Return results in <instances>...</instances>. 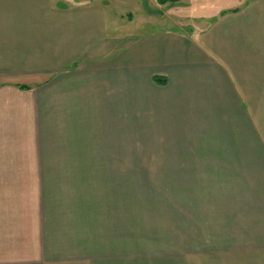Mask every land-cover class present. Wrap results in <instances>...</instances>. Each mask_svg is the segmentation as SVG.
<instances>
[{
	"label": "crops",
	"instance_id": "1",
	"mask_svg": "<svg viewBox=\"0 0 264 264\" xmlns=\"http://www.w3.org/2000/svg\"><path fill=\"white\" fill-rule=\"evenodd\" d=\"M204 7L0 0V264H264V0Z\"/></svg>",
	"mask_w": 264,
	"mask_h": 264
},
{
	"label": "rangeland",
	"instance_id": "2",
	"mask_svg": "<svg viewBox=\"0 0 264 264\" xmlns=\"http://www.w3.org/2000/svg\"><path fill=\"white\" fill-rule=\"evenodd\" d=\"M67 3H85L87 1L91 2H99L104 6L105 12L108 17L109 21V27H112L110 24V18L112 20L114 19L116 21H124V20H131L133 17V23L132 25L126 29L127 31H133V30H147V17L151 18H157L159 15L153 14L151 15L149 11H155V8H159L162 10H166L168 13V16L170 18L171 15L178 19L182 15H188L190 13H200L199 10L204 7V4L207 5V8L211 10L212 7L215 8V12H218L221 9H231L235 7H239L240 4L245 2L246 0H180V7L181 9L177 10V6L175 9V5H167L166 3L170 2H176L174 1H168L164 4L154 3L151 4L150 0H63ZM187 3V6H184V4ZM192 5V6H191ZM163 6V7H161ZM174 6V7H173ZM188 7L186 9L183 8ZM191 6V7H190ZM212 6V7H211ZM190 7V8H189ZM171 8V9H170ZM205 8V7H204ZM194 11H192V10ZM203 9V8H202ZM201 11V10H200ZM207 11V10H204ZM192 13V14H193ZM212 11H209V15L212 14ZM203 14V13H202ZM145 18V20H143ZM181 25L182 23L179 22L176 25ZM135 184V187L133 185ZM119 187V197H117L119 201V209H120V216L122 221L127 220V214L137 215V220L143 219L141 217H144L147 220V205L144 206V211L142 210V206L139 207L140 201L146 200L147 201V181H119L118 182ZM138 193L141 196L137 197H130L131 193ZM131 200L135 203V207L131 205ZM133 202V203H134ZM147 204V202H146ZM137 206V207H136ZM131 211H133L131 213ZM140 213V214H139ZM141 216V217H140Z\"/></svg>",
	"mask_w": 264,
	"mask_h": 264
},
{
	"label": "trees",
	"instance_id": "3",
	"mask_svg": "<svg viewBox=\"0 0 264 264\" xmlns=\"http://www.w3.org/2000/svg\"><path fill=\"white\" fill-rule=\"evenodd\" d=\"M168 1H174V0H158V2H159L160 4H164V3L168 2Z\"/></svg>",
	"mask_w": 264,
	"mask_h": 264
}]
</instances>
